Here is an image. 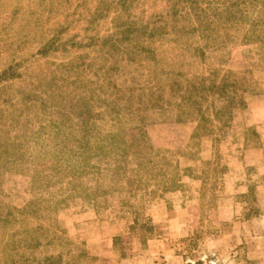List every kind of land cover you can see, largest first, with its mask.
Here are the masks:
<instances>
[{
	"label": "rangeland",
	"instance_id": "obj_1",
	"mask_svg": "<svg viewBox=\"0 0 264 264\" xmlns=\"http://www.w3.org/2000/svg\"><path fill=\"white\" fill-rule=\"evenodd\" d=\"M228 1L0 0V264H264V0L187 13ZM83 103L91 150L62 155Z\"/></svg>",
	"mask_w": 264,
	"mask_h": 264
},
{
	"label": "trees",
	"instance_id": "obj_2",
	"mask_svg": "<svg viewBox=\"0 0 264 264\" xmlns=\"http://www.w3.org/2000/svg\"><path fill=\"white\" fill-rule=\"evenodd\" d=\"M131 1L132 0H121V5L127 7V5H129V3H131ZM184 2H194L195 3V0H179V2H174V3H184ZM242 2L243 1L235 2L232 0H230L228 2H224L221 9L216 8V10L214 11V13L211 16H206V14H204V12H201V10L198 9L197 4H196L197 10L192 9V10H194V11H191L192 13H189V12H187V13L190 16L198 19L199 26L202 29L201 31L204 33L206 31V33H207L208 30L210 29V27H212L211 25H215V23H217L216 19L218 18V15L223 16L225 14L226 18L228 20H231L234 17L233 16L234 15L233 7L238 6ZM174 7H172V11L170 12V15H172V17L175 18V22L177 23L179 21V19L182 18V15H180V12L176 9V7L175 8ZM204 22H206V23H204ZM256 23H258V22H256ZM119 30H120V33L124 35L123 38H124L125 42L123 44H126V43L134 44L132 54L136 53V50H139V49H142V51H144V52H149L148 47H146L144 44L145 41L148 40L149 38L154 39L156 36L166 35L168 33L167 31H164L163 27L155 26V27L151 28L148 23L146 25H142L139 28L133 27V25L130 24V25H127L125 27H120ZM173 30L176 34H179V35L181 32L183 33V30H185L187 33H191V32L194 33L195 32V30L192 27L180 28L178 25H174ZM214 32H215V30L213 29L212 32L209 34V36H211V35L214 36ZM119 43L120 42H117V41H115L114 43L112 42V45L110 46V48L106 54L110 55V54L118 52L119 49H118L117 45ZM125 49L128 50L127 48H125ZM106 77H110V75H107ZM1 78H2V76H0V79ZM236 86H237V84L228 83V81L226 80L224 83L217 86L216 88L219 89L218 93H220L223 96L225 93V96H226V93H227L226 88L231 87V88L235 89ZM192 90H197V87L195 86L194 89H192ZM113 102H115V101H113ZM120 109L122 110V108H118L116 110L111 109V113L114 112L116 115H119L121 112ZM90 114H92L91 109L89 110L88 107L86 105H84V103H83V105L81 106L80 113L78 115H75V113H73V111H70V110H69V112H66V113L61 115L62 120L56 126L57 132L53 138L56 139V143L58 145V146L57 145L56 146L62 155H66V156L70 155L72 152H74V149H78V148L84 153L89 152L91 150L90 145H88V139L91 135V129L89 127V123L91 120V118H90L91 116H89ZM76 118L78 120L75 124H73V121ZM75 134H77V138H74V136H76ZM117 136H119V134L113 136V137H115L114 142H117V138H116ZM138 140H140V139H138ZM0 142H2V141H0ZM136 146H139V147H137V148H139V150L148 149L145 142L143 143L142 141H141V143L137 142ZM19 147H20V145H16L14 141L6 140V141L0 143V158L3 156L10 157V155L12 157L17 156V154H19V152H20ZM128 147H129V145H127L126 148H128ZM122 149H125V148L123 147ZM18 158L19 157H16V160Z\"/></svg>",
	"mask_w": 264,
	"mask_h": 264
}]
</instances>
